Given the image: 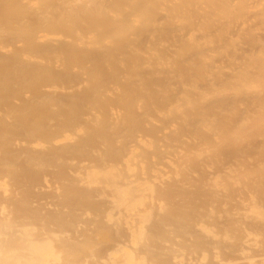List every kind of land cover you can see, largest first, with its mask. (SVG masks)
<instances>
[{"label": "bare ground", "instance_id": "bare-ground-1", "mask_svg": "<svg viewBox=\"0 0 264 264\" xmlns=\"http://www.w3.org/2000/svg\"><path fill=\"white\" fill-rule=\"evenodd\" d=\"M0 264H264V0H0Z\"/></svg>", "mask_w": 264, "mask_h": 264}]
</instances>
